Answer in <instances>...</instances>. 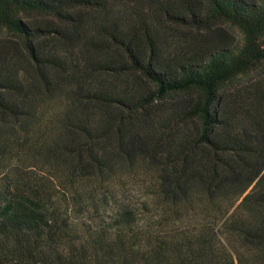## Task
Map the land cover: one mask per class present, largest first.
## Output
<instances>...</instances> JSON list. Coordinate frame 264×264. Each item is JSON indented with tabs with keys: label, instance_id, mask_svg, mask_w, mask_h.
<instances>
[{
	"label": "trees",
	"instance_id": "trees-1",
	"mask_svg": "<svg viewBox=\"0 0 264 264\" xmlns=\"http://www.w3.org/2000/svg\"><path fill=\"white\" fill-rule=\"evenodd\" d=\"M0 264H264V0H0Z\"/></svg>",
	"mask_w": 264,
	"mask_h": 264
},
{
	"label": "rangeland",
	"instance_id": "rangeland-1",
	"mask_svg": "<svg viewBox=\"0 0 264 264\" xmlns=\"http://www.w3.org/2000/svg\"><path fill=\"white\" fill-rule=\"evenodd\" d=\"M177 3L179 0H170ZM117 12H122L125 15H129L130 17L136 16V14L140 12H146L147 9L144 6L136 5L135 3H131L128 5V7L119 6L116 9ZM93 25L94 21H90L89 25V35H93ZM224 28V27H223ZM225 29L232 34L231 41H233L235 44H238L241 41V34L236 28H231L230 26L225 27ZM181 33H171L169 35V42L173 44L174 46H183V38L185 34L190 33L189 29H181ZM191 34V33H190ZM224 34V33H223ZM88 47L85 46V43L82 42L78 45V47L74 50V56L75 59L78 60L81 65H83V60H86L90 53L88 52ZM63 108L62 104H52L48 107H43L42 109V115L43 120L46 122L54 113H57L61 111ZM109 188H114L117 193L119 194V198L122 200H117L118 202H131L134 204L141 203L144 201V193L142 190V182L141 178H132L129 175L121 174L118 176L117 180L110 184ZM99 200H96L97 206H99L98 213L95 212L91 216H97L98 222L101 225H105L107 222H109V214L110 212L108 210H105V208L101 207L102 204L98 202Z\"/></svg>",
	"mask_w": 264,
	"mask_h": 264
}]
</instances>
